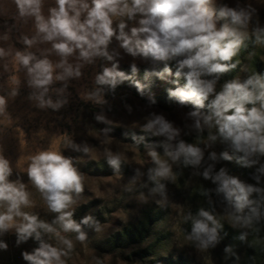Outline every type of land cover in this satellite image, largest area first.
I'll return each instance as SVG.
<instances>
[{
	"label": "clouds",
	"instance_id": "1",
	"mask_svg": "<svg viewBox=\"0 0 264 264\" xmlns=\"http://www.w3.org/2000/svg\"><path fill=\"white\" fill-rule=\"evenodd\" d=\"M44 3L45 0H0V27L4 29L0 32V42L9 41L10 32L18 24L32 22V34L18 37V42L24 45L22 49H16L11 43L0 46V62H3L0 67L8 72L10 66L12 72L8 76L7 96L0 95V131L12 123L6 105L8 99L17 95L16 73L21 69L27 86L33 90L28 99L39 109L55 111L66 104L63 94L67 81L79 78L83 65L100 57L112 63L95 75L96 85L111 90L128 80L143 95V85L118 70L114 57H119L120 52L108 50L115 39L123 53L131 57L139 56L153 64L164 62L162 70L146 71L145 78L154 75L165 79L173 75L176 79L172 83L176 86L167 90L168 97L178 105L192 106L185 113L191 121L186 127L197 137L207 132L201 148L199 143L179 139L180 128L173 126L163 114L150 112L145 117L141 130L162 138L147 153L155 164L147 175V179L154 182L149 195L158 194L161 200L157 203L166 200L165 185L159 181L175 180L173 164L199 169L203 162L206 166L198 174L215 185L211 191L220 197L227 223L241 229H252L258 224L264 218V187L260 186L264 177L261 161L264 157V72L253 71L243 80L233 78L225 81L219 90L216 87L221 74L236 68L239 61L233 58L246 40L251 37L254 44L264 46V26L254 18L257 10L250 4L241 6L239 0L235 6L226 3L217 6V0H52L54 6L48 7L46 12ZM132 21H135L134 26L129 24ZM45 42L51 47L39 56L31 51L34 45ZM53 52L59 57L55 62L46 54ZM69 57L75 62H69ZM170 60H175L174 73L166 63ZM130 71L136 73L135 63L130 64ZM180 78L184 80L183 85L178 83ZM57 81L64 83L59 88H50ZM50 91L55 93V100L49 95ZM81 99L98 105L105 103L100 87L82 93ZM94 118L110 123L103 114ZM17 132L21 147L26 146L25 134L19 128ZM218 140L226 143L232 154L208 151L205 159V151ZM100 143H109V138L105 136ZM64 145L84 154L91 151L87 144H75L67 137H64ZM157 146L162 149L164 158L155 150ZM103 156L118 178L123 154L105 148ZM234 157L243 167L254 168L251 178L255 184L230 175L223 166L214 171L218 161H231ZM20 173L26 174L27 183L40 194L47 210L56 214L50 223L25 210L32 208L34 201ZM140 175L137 169L136 176ZM84 189L85 178L74 159L64 156L54 146L18 158L15 166L0 149V236L13 232L16 245L29 238L37 243L30 252H21L27 264H66L73 240L62 233H74L76 241L84 242L86 233L82 226H93L99 231V225L91 216L86 215L79 221L73 219ZM207 194L205 190L204 195ZM141 199H144L143 194ZM182 219L190 224L185 239L196 249L214 248L221 239L222 224L214 211L200 207L195 213L187 212ZM246 235L241 232L238 239L244 241ZM49 236L56 243L48 242L45 237ZM6 248L7 244L0 239V250ZM223 251L235 256L231 246H225Z\"/></svg>",
	"mask_w": 264,
	"mask_h": 264
},
{
	"label": "rangeland",
	"instance_id": "2",
	"mask_svg": "<svg viewBox=\"0 0 264 264\" xmlns=\"http://www.w3.org/2000/svg\"><path fill=\"white\" fill-rule=\"evenodd\" d=\"M220 3L235 6L237 0H217V6ZM239 3L241 6L250 4L255 8L257 11L254 18L264 26V0H239ZM50 6H54L52 0H45L44 11L46 12ZM129 24L134 26L135 21ZM251 27L250 23L249 30ZM31 28L30 20L18 24L10 32L9 41L0 42V46L11 43L16 49H22L24 45L18 42V37L21 34L31 35ZM3 30L0 27V32ZM50 47L49 42L38 43L31 51L39 56L44 49ZM112 49L120 52L119 57H114L118 62V70L143 85V95H140L134 84L128 80L122 81L111 90L107 86L96 85L95 75L103 67H110L112 63L100 57L95 58L91 64H84L79 78L67 81L63 94L67 99L66 104L55 111L50 108L39 109L34 101L28 99L33 90L27 86L24 70L21 69L16 73L19 80L17 95L8 99L6 105L12 123L0 131V149L13 166L18 158L26 157L37 149L54 146L64 156L72 157L75 165L84 175L85 189L80 194L73 219L79 221L86 215L91 216L99 225V231L93 226H82V230L86 233L84 242L76 241L74 233H62L73 240V249L66 264H96L97 260L100 264H147L149 261H158L159 264L247 263L248 250L264 242V218L258 224H254L252 229L231 227L223 218V203L220 197L211 191L215 185L198 174L206 164L202 162L203 166L199 169L184 167L179 163L173 164L175 180L159 181L165 185L166 200L157 203L156 201L161 200V197L158 194L149 195L148 190L154 186V182L149 181L147 175L148 170L154 168L155 164L147 153L155 142L162 138L152 137L141 130L145 117L150 112L163 114L173 126L180 128L179 139L188 143H199L201 148L207 132L197 137L193 130L186 127L191 121L185 117V113L191 110L192 106L178 105L174 99L168 97L167 90L176 86L172 83L176 79L173 75L170 74L165 79H159L154 75L145 78L146 71L162 70L164 62L153 64L150 60L139 56L131 57L123 53L115 39L108 45L110 52ZM46 54L53 62L59 59L54 52ZM233 60L239 61L236 68L220 75L216 85L217 90L227 80L233 78L243 80L253 71L264 72V46L254 44L250 37ZM69 62L74 63V58L69 57ZM132 63L137 66L135 74L130 71ZM166 63L170 72L174 73L175 60ZM11 74L10 66L8 72L0 67V95L7 96L8 76ZM63 83L54 82L50 88H59ZM178 83L183 85V78H180ZM97 87L103 89L104 104L98 105L81 99L82 93ZM49 95L53 100L56 99L55 93L50 91ZM97 114H103L110 123L96 121L94 117ZM17 128L25 134L24 139L27 143L24 147L19 143ZM105 136L109 138V143H100ZM64 137L78 145L87 144L91 149L90 153L84 154L66 147ZM105 148L123 154L124 159L118 178L104 159ZM155 150L161 154V158H164L162 149L157 146ZM208 151L217 153L228 151L230 155L232 154L228 145L219 140L205 151V159ZM238 164L240 163L235 157L231 161L221 160L215 164L214 171L223 166L230 175L238 177L247 184H255L256 182L251 178L254 168H249L252 173L250 180H246L239 171L236 172ZM137 169L141 173L140 176H136ZM260 186H264L263 178ZM126 188L130 190H125ZM27 189L34 205L25 210L37 214L39 219L50 223L56 214L47 210L34 187L28 185ZM205 190H208L207 195H204ZM141 194L144 199H141ZM200 207L214 211L222 224L219 230L221 239L214 248L206 251L196 249L191 241L185 239L190 224L182 219L184 214L195 213ZM147 229L149 237L143 241L142 237ZM241 232L247 233L244 241L238 239ZM45 238L50 243H56L50 236ZM0 239L7 244L6 250H0V264H27L22 259L21 252H30L37 246L31 238L16 245L13 232L5 233ZM225 246H231L235 256L225 254L223 251Z\"/></svg>",
	"mask_w": 264,
	"mask_h": 264
},
{
	"label": "trees",
	"instance_id": "3",
	"mask_svg": "<svg viewBox=\"0 0 264 264\" xmlns=\"http://www.w3.org/2000/svg\"><path fill=\"white\" fill-rule=\"evenodd\" d=\"M259 67V65H258ZM260 70V69H258ZM260 73V72H259ZM202 111H205L204 109H202ZM261 161L264 162V157H261ZM238 168L236 167V172L239 171V173H241V175L246 179V180H250L249 178L251 177V173L252 171L249 170V168L243 167L241 164H238ZM13 179L15 178V172L13 174ZM20 178L23 182L26 183V186H28L29 184L27 183V177L24 174H20ZM264 179V177H262ZM264 187V186H263ZM147 237H149V230H145V234L143 235V241H145V239H147ZM247 263L245 264H264V242L263 244H261L260 246H254L253 248L248 250L247 253ZM146 264V263H145ZM147 264H159L158 261H149ZM161 264V263H160ZM171 264H174L173 262H171Z\"/></svg>",
	"mask_w": 264,
	"mask_h": 264
}]
</instances>
